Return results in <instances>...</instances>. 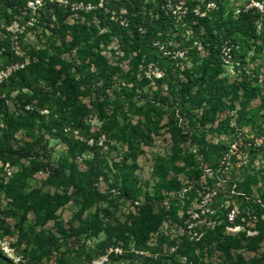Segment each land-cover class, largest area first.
Wrapping results in <instances>:
<instances>
[{
	"label": "rangeland",
	"instance_id": "rangeland-1",
	"mask_svg": "<svg viewBox=\"0 0 264 264\" xmlns=\"http://www.w3.org/2000/svg\"><path fill=\"white\" fill-rule=\"evenodd\" d=\"M167 1L169 64L136 58L126 18L115 32L88 14L91 2L0 0V264H264V236L254 240L264 232V0ZM191 2L210 19L256 10L259 39L232 37L223 65L203 76L187 57L206 55ZM98 45L106 82L88 75ZM28 66L27 84L18 72ZM188 74L214 92L181 100ZM91 134L107 169L84 196L70 162L84 172L93 160L71 149L93 146ZM118 169L132 193L110 190ZM42 234L60 251L38 253Z\"/></svg>",
	"mask_w": 264,
	"mask_h": 264
},
{
	"label": "trees",
	"instance_id": "trees-1",
	"mask_svg": "<svg viewBox=\"0 0 264 264\" xmlns=\"http://www.w3.org/2000/svg\"><path fill=\"white\" fill-rule=\"evenodd\" d=\"M31 0H9L10 7L14 5H19L20 3H27ZM84 3L91 2L95 5V8L88 12V14H98L101 18H104L105 21H108L113 25L115 32L121 31V20L119 18H126V29H124L121 34L126 35L127 31H130L129 36L133 39L134 49L136 50V58L142 59L145 57L149 60L150 57H154L158 62H165L169 64L171 55H164V52L160 51V45L163 43L161 40H165L166 37L170 34V31L173 27L172 15L170 12H167L163 6L167 4V0H79ZM147 1V2H146ZM146 2V3H145ZM14 3V4H13ZM102 3V7H99V4ZM194 2H191L189 7L190 13L187 14L189 18V24L193 27L195 32H202L203 40L201 42L202 49L206 53L204 57L201 56L200 52L197 50L190 51L187 54V57L193 64H196L198 61H201V70L203 71V76L205 72H212L215 69L223 65L222 57L223 50L227 47H231L235 41L233 38L240 36L241 38L252 37L256 40L259 39L256 28V20L260 18L259 13L256 10L242 11L236 16L229 15L228 18L218 17V19H210V16L199 17L195 16L192 12L195 8ZM124 11L125 14L120 16L121 11ZM108 11V12H106ZM115 13V14H113ZM115 16L118 17V21L114 20L111 22V19ZM226 32V35H225ZM233 37V38H232ZM76 39V38H75ZM78 39H82L81 37ZM81 42L80 40H78ZM234 41V42H232ZM100 46L98 45L97 50H94L89 55V70L88 75H91L92 78H98L104 82L109 79V70L110 64L108 59L101 52ZM167 50L172 48L166 47ZM235 50L232 49L233 53ZM91 66L94 68L93 72L90 71ZM29 66L20 70L18 72L19 77L24 79L25 83L27 81L26 76H24L29 70ZM31 69V68H30ZM61 73L59 72V75ZM206 83L204 77L202 79H195L194 77L188 74L187 81L181 82L180 84V97L181 100L185 102L195 101L196 99L202 97L201 95H211L216 88V85L213 84V81L208 80ZM250 94L255 96L258 92V88H253L250 90ZM71 92V91H70ZM69 94H67L69 99ZM70 100V99H69ZM5 103V101L0 98V107ZM80 109V108H79ZM180 133V132H179ZM90 137L93 138V146H87V143H84L80 149L73 147L72 152L83 153L89 151L92 157L91 166L84 172L78 170V166L75 162V155L70 162L69 172L72 176V186L74 189L79 192L81 195H86L91 191H95L94 183L98 181L103 176H106V166L105 159L102 155V147L99 146V141L94 134H91ZM157 169V168H156ZM120 178L114 180V183L110 185V190L116 189L118 191H123L125 193H132V187L134 186L130 180L129 173L127 174L124 169H118ZM108 179V178H107ZM162 180L167 181L166 177H163ZM168 191L180 190L181 184L178 181L173 179L166 182ZM246 190L247 188H243ZM21 230V225L19 226ZM263 233L260 236H257L254 240H259L263 238ZM41 242L37 245L36 251L42 255L51 256L54 253H57L62 248V244L59 239L56 238L53 234H42ZM65 261V260H63ZM8 264L10 263L6 260ZM261 264V262L253 263Z\"/></svg>",
	"mask_w": 264,
	"mask_h": 264
},
{
	"label": "built area",
	"instance_id": "built-area-1",
	"mask_svg": "<svg viewBox=\"0 0 264 264\" xmlns=\"http://www.w3.org/2000/svg\"><path fill=\"white\" fill-rule=\"evenodd\" d=\"M17 67H18V66H17ZM18 68H19V67H18ZM22 68H23V66H22ZM1 79H2V78H0V82L2 81Z\"/></svg>",
	"mask_w": 264,
	"mask_h": 264
}]
</instances>
